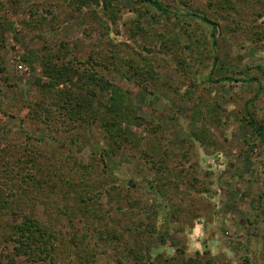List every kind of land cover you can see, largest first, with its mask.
Wrapping results in <instances>:
<instances>
[{
	"label": "rangeland",
	"instance_id": "374dc122",
	"mask_svg": "<svg viewBox=\"0 0 264 264\" xmlns=\"http://www.w3.org/2000/svg\"><path fill=\"white\" fill-rule=\"evenodd\" d=\"M98 1L0 0V145L26 151L29 160L38 156L37 176L58 181L51 209L38 204V219L63 234L68 258L75 252L71 238L87 233L96 264H116L112 244L99 246L94 228H113L139 203L157 199L169 206L160 218L168 232L166 244L150 251L152 257H175L176 249L185 248V257L198 256L202 264H264V0H156L183 14L169 17L146 12L135 0H111L113 20ZM197 17L212 21L215 31ZM29 52H38L36 60H26ZM45 53L59 55L57 62L68 73L77 71L73 83L91 56L101 75L128 92L131 107L143 119L144 124L130 128L138 148L121 150L112 174L104 173L98 157L107 139L93 120L88 130L68 134H78L69 146L67 134L56 129L58 119L51 131L31 114V105L52 100L43 88L49 82L41 64ZM144 56L152 64L143 70L153 68L135 76L128 65L141 66ZM225 76L241 81H220ZM87 88L98 95L88 100L100 113L103 95L93 85ZM57 89L80 91L69 81ZM249 114L254 128L246 123ZM68 148L93 165V181L116 180L128 189L114 199H99L101 221L92 230L73 210L74 194L60 182L71 172ZM152 152L180 175L161 197L140 183L153 179L154 171L141 160ZM56 161H63V173L51 179ZM17 221L3 217L4 226ZM2 230L0 259L11 249ZM13 264L29 263L14 258Z\"/></svg>",
	"mask_w": 264,
	"mask_h": 264
},
{
	"label": "trees",
	"instance_id": "16d2710c",
	"mask_svg": "<svg viewBox=\"0 0 264 264\" xmlns=\"http://www.w3.org/2000/svg\"><path fill=\"white\" fill-rule=\"evenodd\" d=\"M89 1L91 4L99 5L98 0ZM135 1L147 7L146 12L153 9L166 17L170 15L183 16L182 13L172 12L156 0ZM102 3L103 11L109 14L110 19L113 20L116 15L114 10L110 9L112 1L103 0ZM197 18L204 24L210 25L212 32L215 31L216 27L212 21L202 17ZM212 44H215L214 34H212ZM146 51L149 52L150 49ZM197 53L200 54V52ZM29 54V58L26 60L30 62L36 60L38 52H29ZM41 59L43 72L49 79L43 88L49 92L52 100L47 104L40 102L34 108L31 105V114L37 117V121L44 122L51 131L54 127L53 121L58 119L56 129L67 134V136L74 129L81 132L88 130L89 121L93 120V124L99 125L100 133L107 139L106 145L99 152L98 157L103 163L104 173L105 169H108L109 174H112L115 169V156L121 150L130 147L137 149L139 146L137 138L130 131L131 126L144 124L143 119L138 117L135 109L131 107L128 92L111 84L101 75V72L97 70L99 66L92 64L95 60L91 56L83 63V66H86L75 83L72 80L77 71L73 69L72 73H68L67 66L62 62H57L60 59L59 55L45 53ZM148 59L144 56V63L141 66L132 64L128 67L135 76H140L142 72L150 73L152 66L143 70L144 65L148 67L152 64L148 62ZM216 59L217 57L214 56L213 64ZM178 64L183 68L184 61L182 60ZM212 73L213 70L208 75V81ZM222 80L228 82L241 81L228 76L223 77L220 81ZM67 81L81 92L57 89L60 84ZM248 81H256V79L251 78ZM90 85L97 88L98 92L103 95L100 113L96 109L93 110L92 102L88 100L89 96H98L94 91L88 90L87 87ZM195 114L200 113L196 112ZM246 123L254 128V119L250 114ZM123 125L125 127H122ZM71 126H73L72 129ZM256 135L261 137L259 130H256ZM77 137L78 134L76 133L68 136L69 146L75 144ZM68 151V157L70 160L74 158V161L69 160L71 172L67 176L68 179L60 182H62V186L74 194L75 205L73 210L79 211L84 216L85 228L92 230L94 228L93 223L101 221L97 214L99 210H96L101 205L99 199L105 196L114 199V197L120 196L121 191L128 189L123 185H118L116 180H104L102 183L93 181V174H95V171L91 170L93 165L81 162L79 155L74 153L72 149L68 148ZM25 152L19 151L14 146L10 148L7 145H0V229H3L1 233L3 242L11 247L9 255L0 259V264H13L14 258H21L29 264H64L65 261H67L66 264H96L97 253L89 249V242H85L87 233H84L82 238H71L70 242L75 252L73 251V258H68V254L65 253L66 248H64L67 243L63 234L38 219L36 213L38 204H42L46 212L51 209L54 202L52 194L58 181L52 180L49 183V181L38 177L37 172L40 171L37 165L38 156L34 155L29 160L26 159ZM141 160L150 165L154 173L153 179L144 180L142 178L140 183L159 197L164 194L166 185L173 180V177H180L179 173L170 171L164 158V161L155 160L153 152L151 155L143 154ZM54 163L51 164L52 176L50 177L51 179H59L63 173V167L60 168L63 161ZM75 170L76 172H74ZM48 193L52 196L49 198V202L45 200ZM168 208L169 206L157 199L151 203H139L137 210L133 209L129 213L126 212L125 216L121 215L123 219L117 221L113 228H110L108 224L104 225L102 229L94 228L97 233L95 240L101 247L112 244L116 264H202L198 256L195 258L185 257V248L176 249L175 257H166L161 253L155 257L151 256L150 251L152 249H157V246L162 247L166 244L165 236L168 231L163 229L166 221H161L160 218ZM65 209L68 210V207L66 206ZM178 212L181 213L182 211ZM4 216L16 217L18 221L4 226ZM94 216L96 219H93ZM79 245H81V249H78Z\"/></svg>",
	"mask_w": 264,
	"mask_h": 264
}]
</instances>
